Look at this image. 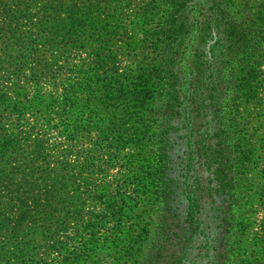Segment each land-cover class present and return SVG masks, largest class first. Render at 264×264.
Instances as JSON below:
<instances>
[{"label": "trees", "instance_id": "obj_1", "mask_svg": "<svg viewBox=\"0 0 264 264\" xmlns=\"http://www.w3.org/2000/svg\"><path fill=\"white\" fill-rule=\"evenodd\" d=\"M263 6L264 0H150L139 14L141 32L121 41L136 62L114 78L110 93L89 88L93 117L85 120L70 95L19 102L0 96V111L16 123L39 113L71 143L92 127L106 142L111 128L127 124L134 112L143 119L133 190L118 187L111 196L103 189L97 197L103 212L74 228L85 235L75 254L50 264L108 258L114 264H250L243 258L250 246L244 232L255 193L242 182L248 181L246 161L232 118L239 102L256 95L257 73L246 68L264 59ZM92 72L87 76L103 81ZM106 118L113 124H103ZM27 139L0 128V264H49L32 260L35 243L56 250L55 240L46 239L78 223L89 185L87 164L56 167L38 143L26 146ZM260 230L251 264H264V223Z\"/></svg>", "mask_w": 264, "mask_h": 264}, {"label": "rangeland", "instance_id": "obj_2", "mask_svg": "<svg viewBox=\"0 0 264 264\" xmlns=\"http://www.w3.org/2000/svg\"><path fill=\"white\" fill-rule=\"evenodd\" d=\"M149 2L0 0V54L5 57V63L0 62V96L19 102L23 97L30 99L44 93L59 97L70 95L80 110L79 117L82 120L93 117L89 115L93 107V103L88 101L93 98V94L88 93L89 88L98 85L100 95L110 93L113 89L110 84L114 78L123 76L136 62L121 41L125 40V36L141 32L139 14ZM261 8L263 14L264 6ZM200 10L201 2H198L195 6L197 21ZM109 22L110 25H106ZM137 56L140 57V54ZM3 57L0 55V61H3ZM88 71L97 73L103 81L96 82L90 75L87 76ZM250 71L257 73L251 83L256 95L248 102L236 105L232 124L236 143L242 147V158L246 161L242 172L248 181L244 182V176L241 179L243 185L249 186L251 192L255 193L252 213L247 214L249 221L244 232V238L250 246L243 251V258L251 264L257 258L254 243L258 242L255 238L261 234L260 225L264 223V59L260 58L259 63L247 66L246 74ZM241 74L246 75L243 72ZM142 121L134 112L127 124L121 121L115 128H111L116 130L106 142L99 138L97 129L92 127L71 143L64 134L52 129L53 124L45 122L39 113H26L19 120L20 123H16L13 117L0 111L1 130L8 134L13 132L26 136V146L38 143L41 146L40 154L49 156L51 164L61 168L88 165L83 178L90 176L87 180L89 185L85 195L81 196L78 223L75 225L70 222L67 231L55 238L46 239L55 240L56 250L50 253L45 252L44 248L46 244L52 243L38 239L43 244L35 243L37 249L32 258L34 262L43 258V261L50 264L69 253L75 254L78 239L85 235L82 228H74L84 226L91 216L103 212L102 202L97 200L103 189L111 196H114L118 187L131 193L133 187L130 178L136 164L134 159L139 148L136 140L141 132ZM113 122L112 118H106L103 124ZM199 173L202 179L207 175L205 168ZM199 190L200 193L203 191L201 186ZM167 222H171V219ZM102 264L114 262L108 258Z\"/></svg>", "mask_w": 264, "mask_h": 264}]
</instances>
